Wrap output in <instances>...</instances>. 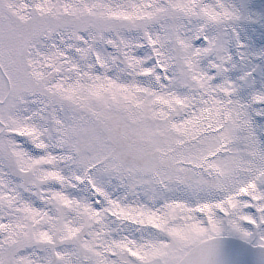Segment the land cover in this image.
Instances as JSON below:
<instances>
[{"label": "snow or ice", "instance_id": "6c2138e0", "mask_svg": "<svg viewBox=\"0 0 264 264\" xmlns=\"http://www.w3.org/2000/svg\"><path fill=\"white\" fill-rule=\"evenodd\" d=\"M0 264H264V0H0Z\"/></svg>", "mask_w": 264, "mask_h": 264}]
</instances>
